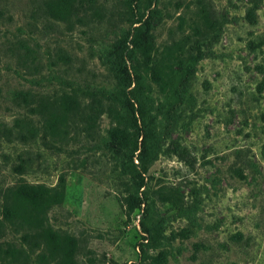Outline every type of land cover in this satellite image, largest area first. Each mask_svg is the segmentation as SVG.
<instances>
[{
    "label": "rangeland",
    "instance_id": "374dc122",
    "mask_svg": "<svg viewBox=\"0 0 264 264\" xmlns=\"http://www.w3.org/2000/svg\"><path fill=\"white\" fill-rule=\"evenodd\" d=\"M47 1L0 0V264L59 262L45 245L29 249L32 229L3 208L22 180L62 179L44 226L58 246L73 238L74 264H264V0H75L66 20ZM203 5L218 22L201 37ZM151 10L152 58L178 45L163 88L129 43L123 60L114 55ZM126 69L139 74L155 154L140 188L139 150L119 141L123 129L140 132L106 108L127 114ZM63 94L80 105L56 135L36 104L56 110ZM10 246L25 257L8 256Z\"/></svg>",
    "mask_w": 264,
    "mask_h": 264
},
{
    "label": "trees",
    "instance_id": "16d2710c",
    "mask_svg": "<svg viewBox=\"0 0 264 264\" xmlns=\"http://www.w3.org/2000/svg\"><path fill=\"white\" fill-rule=\"evenodd\" d=\"M74 1L75 0H48L45 4L46 11L56 19L66 20L71 9L74 7ZM152 13H154V10H151L150 15L144 20L140 17V19L135 21L139 24L134 25L126 36L122 37L115 45L114 55L116 59L123 60L125 57V50L128 48L129 43L132 49L136 50L146 61L145 69L149 78L163 88L167 77V71L165 69H171L172 61L176 59V47L178 45L175 43L166 45L159 57L152 58L153 42L150 36V30L152 28L150 18ZM246 17L250 22H255L257 17L255 10L253 8L249 9ZM217 22L218 19L213 10L209 6L203 5L200 7L198 20L193 22L195 35L204 36L209 30L215 28ZM125 73L127 76H124L123 79L124 82L126 81V83L129 84L127 87L131 85V82L135 83L132 88L124 93L125 98L122 101V105L127 109V114L122 115L113 104L107 105L106 108L107 113L117 124H122L124 121H127L130 128L140 132L139 137H131L124 129L122 132L120 131V133L117 130L118 127L116 128V131L119 132V141L122 146L132 153L139 150L137 155L139 161L137 176L140 180V188L143 185V173L148 170L155 154L150 147L152 132L149 121L147 120L144 101L139 91V74L135 73L134 79H131L127 69ZM49 103L51 102L42 99L36 104V110L45 117V128L49 129L51 133L59 135L68 117L78 112L80 103L74 94H63L61 97L55 99L54 104L57 107L56 110H51V105H48ZM90 104L91 113L95 115L100 105V99L94 96ZM30 131L32 132V130ZM33 134V132L30 133V136H33ZM20 138H24L23 135H20ZM138 138H140V140ZM64 192V179L55 187H46L43 184H34L22 180L15 189L7 190L6 197L8 201L3 208V214L7 219L15 217L21 220L32 229L31 232L22 236L23 243L26 244L29 249L33 250L45 245L49 257H61L57 264H74L73 255L75 242L73 238L65 236L63 239L65 245L58 246L60 237L53 235L51 231L44 226V212L50 206L60 203L64 198ZM25 252L24 246H10L7 250V255L17 261L20 257H25L23 254ZM41 258L42 261H46L44 257Z\"/></svg>",
    "mask_w": 264,
    "mask_h": 264
}]
</instances>
